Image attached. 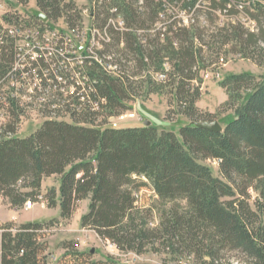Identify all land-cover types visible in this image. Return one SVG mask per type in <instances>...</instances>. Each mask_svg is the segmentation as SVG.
<instances>
[{"label":"trees","instance_id":"1","mask_svg":"<svg viewBox=\"0 0 264 264\" xmlns=\"http://www.w3.org/2000/svg\"><path fill=\"white\" fill-rule=\"evenodd\" d=\"M36 1L48 23L65 0ZM69 1L64 19L80 32L81 11ZM256 1L250 19L257 31H249L239 22L215 27V19L222 22L220 11L237 13L221 0H98V61L84 57L74 66L63 62L60 48L53 58L43 54L32 60L6 40L0 81L33 86L35 104L47 120L26 138L12 137V127L0 130V197L16 208L37 202L44 178L58 175L59 195L55 190L43 195L48 206L59 203L68 219L78 203L89 200L82 228L122 253L155 251L199 264H220L238 253L246 264H264V81L248 74L228 77L221 83L228 95L223 107L234 117L222 132L196 126L216 120L197 107L200 74L219 62L225 48L248 59L264 57V5ZM180 9L187 12L188 25ZM3 20L21 24L19 16ZM165 64L172 67L166 75ZM165 91L190 121L178 133L108 123L131 111L134 99ZM67 117L71 122L62 120ZM209 160L219 162L222 179L206 165ZM143 179L158 200L145 210L136 194L146 185L139 184ZM251 191L258 194L254 200ZM155 211L158 224L151 227ZM45 225L26 223L15 233L12 223L3 225L0 264H43L46 248L39 232Z\"/></svg>","mask_w":264,"mask_h":264},{"label":"rangeland","instance_id":"2","mask_svg":"<svg viewBox=\"0 0 264 264\" xmlns=\"http://www.w3.org/2000/svg\"><path fill=\"white\" fill-rule=\"evenodd\" d=\"M37 2L36 0H0L2 5L0 8V33L23 31L25 29L55 30L72 35L74 41H76L75 45L79 46L82 35L90 34V32L96 30V27H94V14L98 8V0L71 1L82 14L81 28H77L80 32L71 30L64 19V12L68 9L65 5L70 4L69 0H65L57 7L58 11L51 15L48 23L35 20L39 14L47 15L46 11L40 9ZM260 4L264 5V0H260ZM4 16L11 18L19 16L20 26L7 24L3 20ZM214 22L216 28L226 23H219L217 19ZM3 36L7 35L3 34ZM6 40L8 39L5 38V42ZM1 54L0 63L2 60ZM206 56L211 58L210 54ZM222 57L225 58L226 64L220 67L219 78L210 75L208 80L203 79L208 70L200 74L203 80L202 97L197 103V107L204 113L216 115L215 121L224 127L234 117V111L223 107L228 100V95L221 87V83L228 77L244 74L254 76L256 82L264 81V57L256 58V60L244 58L236 54L232 46L225 48ZM212 58L213 62L217 61L216 56ZM174 63L175 61H173ZM169 68V71L172 70L170 65ZM211 71L210 68L209 73ZM128 106L132 109L126 113L128 117H125L119 123L118 128L143 126L145 121H149L150 126H154L158 130L178 133L181 127L190 124V121L179 113L176 100L166 91L165 93L144 94L142 97L129 102ZM14 110V114L11 113L8 118L0 120V130L8 127L15 129L12 137L26 138L36 132L47 120L41 117L40 112L34 108L21 109L19 107L14 108ZM62 120L71 122L69 117L62 118ZM114 120L115 118L109 119L108 123H112ZM206 165L211 168L215 177L222 179L218 161L209 160ZM139 184L147 185L148 183L143 179ZM146 185L140 187L138 193H136L138 195V206L142 210L158 205L157 197L154 195L152 188ZM60 189L61 176L54 175L44 178L40 192L46 196L49 191L55 190L59 195ZM250 194L252 200L258 197V194L254 191H251ZM224 200L229 201L230 198ZM89 204V200L81 201L77 204L71 218L66 219L62 216L59 203L55 207H49L47 202L44 204L38 202L32 209H26L24 206L16 208L7 199L0 197V229L3 225L12 223V231L15 233L21 225L26 223H46L39 232V242L44 244L46 248L41 257L43 264H199L194 262L192 258L176 257L155 251H149L141 256L120 252L112 244L101 240L94 231L82 228V217L88 212ZM157 224L158 215L155 211L150 226L154 227ZM220 264H246V259L241 254L229 253Z\"/></svg>","mask_w":264,"mask_h":264},{"label":"built area","instance_id":"3","mask_svg":"<svg viewBox=\"0 0 264 264\" xmlns=\"http://www.w3.org/2000/svg\"><path fill=\"white\" fill-rule=\"evenodd\" d=\"M227 2V8H234L236 10L235 16H230L228 12L220 11V19L222 23L224 22H239L242 23L249 31H257L255 27L254 20L250 19V12L259 4L256 0H221ZM2 5L0 4V8ZM172 10V9H171ZM179 17L184 20L186 25L189 24V17L187 12L183 9L178 11ZM117 23L119 26H123V22L118 18ZM3 34L7 36H3ZM88 37V38H87ZM5 38L10 41H14L16 50L22 54L25 58L30 59H39L41 55L45 54L48 57L53 58L56 53V48H60L59 52L64 56L63 61L65 64L71 62V65L74 66L76 63L82 62L84 57H89L98 61L97 51L102 49L101 43L96 37V30L90 32V34H84L80 37V45H75L76 41L72 35H68L63 32L55 30H42V29H25L23 31H10L9 33H0V46L5 45ZM63 42L64 45L59 44ZM86 46L84 51L83 46ZM0 47V54L1 52ZM226 64L225 58L221 57L219 62L212 66V71L209 73V70L206 72L203 79L208 80L210 75H215L219 78L220 67ZM165 72H169V64L164 65ZM158 76L159 80H164L165 76ZM62 80V79H61ZM74 87H71V91L74 92ZM34 88L29 83H23V81L10 80L8 82L0 81V120L8 118L11 114L12 108H21L26 105H33L34 109H39L35 104L33 98ZM13 104V105H12ZM128 117V114H123L119 117H116L115 120L110 123L113 128H118L119 123L122 120ZM41 202L45 203L44 196L40 195L37 202L28 201L25 204L26 209H32L36 203Z\"/></svg>","mask_w":264,"mask_h":264},{"label":"water","instance_id":"4","mask_svg":"<svg viewBox=\"0 0 264 264\" xmlns=\"http://www.w3.org/2000/svg\"><path fill=\"white\" fill-rule=\"evenodd\" d=\"M44 22L47 21V18L45 15H42L40 14L39 16ZM144 125L146 127H149L151 124L149 121H145L144 122ZM197 127L199 128H203V129H207V130H210V131H213V132H222L223 131V127L220 125L219 122L217 121H213V122H204V123H198L196 124ZM93 253V251H92Z\"/></svg>","mask_w":264,"mask_h":264}]
</instances>
